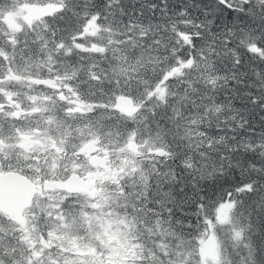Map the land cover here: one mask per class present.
Listing matches in <instances>:
<instances>
[{"label": "snow or ice", "instance_id": "1", "mask_svg": "<svg viewBox=\"0 0 264 264\" xmlns=\"http://www.w3.org/2000/svg\"><path fill=\"white\" fill-rule=\"evenodd\" d=\"M0 264H264V0H0Z\"/></svg>", "mask_w": 264, "mask_h": 264}]
</instances>
